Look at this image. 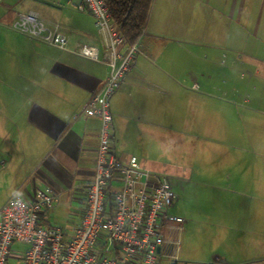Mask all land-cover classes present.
<instances>
[{"label":"crops","instance_id":"obj_1","mask_svg":"<svg viewBox=\"0 0 264 264\" xmlns=\"http://www.w3.org/2000/svg\"><path fill=\"white\" fill-rule=\"evenodd\" d=\"M25 11L59 21L70 47L101 45L94 22L81 13L67 25L45 10H0V209L14 193L31 199L49 186L56 199H81L77 220L62 227L69 237L85 208L100 123L83 108L108 67L10 29ZM138 46L109 100L112 151L223 191L216 204L254 208L248 237L244 218L222 220L237 230L224 223L209 232L219 242L203 259H175L178 228L164 226L160 258L264 264V0H152ZM168 146L183 153L167 160ZM45 215V225L59 226L51 208Z\"/></svg>","mask_w":264,"mask_h":264},{"label":"built area","instance_id":"obj_2","mask_svg":"<svg viewBox=\"0 0 264 264\" xmlns=\"http://www.w3.org/2000/svg\"><path fill=\"white\" fill-rule=\"evenodd\" d=\"M76 8L93 16L101 50L90 44L70 47L58 24L34 11L18 12L8 27L108 67L103 83L83 108L100 122L85 208L74 232L65 237L61 227L44 223L56 199L49 186L37 187L31 199L12 194L0 209V264H12V258L17 264H159L164 226L183 221L167 215L174 198L168 177L143 166L135 155L122 159L112 151L109 100L139 51L138 38L126 44L103 0H80ZM16 242L26 244L17 254L12 251Z\"/></svg>","mask_w":264,"mask_h":264},{"label":"rangeland","instance_id":"obj_3","mask_svg":"<svg viewBox=\"0 0 264 264\" xmlns=\"http://www.w3.org/2000/svg\"><path fill=\"white\" fill-rule=\"evenodd\" d=\"M79 1L80 0H0V10H6L7 8L17 11L45 10L48 16L58 14L59 19L67 25L76 13H81L86 16L89 22H94V18L92 19L93 16L90 15L89 12L78 11L76 5ZM57 23L61 28L60 22L58 21ZM75 35L81 38L85 37L84 34L80 32H75ZM198 147L200 149L201 144H199ZM182 151V148L178 151L177 147L172 148L168 146L166 150V159L171 160L174 158L175 154L177 156L183 153ZM166 175L174 192V198L167 208V215H176L183 218L182 222H174V225H178L179 228L176 232H173L171 237L176 247L174 252L175 259L183 257L184 254L190 257L191 261L193 259H203L213 250H216V244L219 240L210 239L208 237L209 232L215 231L218 227H226V225L235 227V230H237V223L224 222L226 223L225 225L221 222L225 219H233L234 217L244 218L245 224H240V226L243 227L248 237L249 233L246 230L253 225L249 219L254 215V208H252V206L228 207L216 204L213 198H221L222 194H224L223 191H209L207 190V184H202L197 180V182H195L192 178L188 180L185 175L178 176L171 173ZM225 193L227 194L226 191ZM80 207L81 199L79 200L69 195H63L56 199L51 207V220L57 223L61 228L66 227L77 220ZM214 221H216L215 224H213ZM250 242H252V239L246 238V243L250 244ZM24 247H26V244L16 242L12 245V251L17 254ZM167 261L166 257H161L159 264H167ZM10 263L17 264L18 262L15 258H12L10 259ZM189 264L196 263L190 262Z\"/></svg>","mask_w":264,"mask_h":264},{"label":"trees","instance_id":"obj_4","mask_svg":"<svg viewBox=\"0 0 264 264\" xmlns=\"http://www.w3.org/2000/svg\"><path fill=\"white\" fill-rule=\"evenodd\" d=\"M111 21L123 34L126 44L134 42L146 23L152 0H103Z\"/></svg>","mask_w":264,"mask_h":264},{"label":"flooded vegetation","instance_id":"obj_5","mask_svg":"<svg viewBox=\"0 0 264 264\" xmlns=\"http://www.w3.org/2000/svg\"><path fill=\"white\" fill-rule=\"evenodd\" d=\"M171 264H172V262H171Z\"/></svg>","mask_w":264,"mask_h":264}]
</instances>
